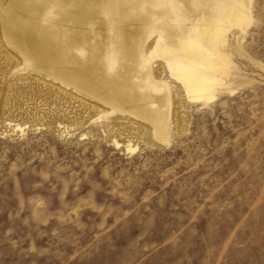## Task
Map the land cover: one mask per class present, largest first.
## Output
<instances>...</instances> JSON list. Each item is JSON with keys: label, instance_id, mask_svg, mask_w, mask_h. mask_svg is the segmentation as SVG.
Segmentation results:
<instances>
[{"label": "rangeland", "instance_id": "1", "mask_svg": "<svg viewBox=\"0 0 264 264\" xmlns=\"http://www.w3.org/2000/svg\"><path fill=\"white\" fill-rule=\"evenodd\" d=\"M251 1L211 101L164 75L168 142L26 67L0 22V264H264V0Z\"/></svg>", "mask_w": 264, "mask_h": 264}, {"label": "bare ground", "instance_id": "2", "mask_svg": "<svg viewBox=\"0 0 264 264\" xmlns=\"http://www.w3.org/2000/svg\"><path fill=\"white\" fill-rule=\"evenodd\" d=\"M105 1L0 2L3 37L26 67L147 121L155 138L168 142L172 87L164 75L178 80L190 100L211 101L224 84L214 72L223 63L214 59L229 57L221 50L229 33L252 22V1L108 0L101 6Z\"/></svg>", "mask_w": 264, "mask_h": 264}]
</instances>
